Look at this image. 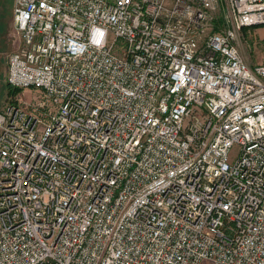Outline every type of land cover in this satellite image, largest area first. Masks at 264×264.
Wrapping results in <instances>:
<instances>
[{"label": "built area", "instance_id": "1", "mask_svg": "<svg viewBox=\"0 0 264 264\" xmlns=\"http://www.w3.org/2000/svg\"><path fill=\"white\" fill-rule=\"evenodd\" d=\"M0 264H264V0H13ZM235 150L234 155L232 152Z\"/></svg>", "mask_w": 264, "mask_h": 264}, {"label": "rangeland", "instance_id": "2", "mask_svg": "<svg viewBox=\"0 0 264 264\" xmlns=\"http://www.w3.org/2000/svg\"><path fill=\"white\" fill-rule=\"evenodd\" d=\"M0 8L3 10L0 17V111H2L13 103L20 105L24 102L35 104L42 97V93L31 88L17 90L7 83L8 0H0ZM237 49L248 66L263 65L264 26L245 28L237 39ZM234 153L235 150L232 155Z\"/></svg>", "mask_w": 264, "mask_h": 264}, {"label": "crops", "instance_id": "3", "mask_svg": "<svg viewBox=\"0 0 264 264\" xmlns=\"http://www.w3.org/2000/svg\"><path fill=\"white\" fill-rule=\"evenodd\" d=\"M2 8H0V17L2 15ZM21 46V39L15 33L13 24V0H8V50L9 55L18 51ZM1 110V108H0Z\"/></svg>", "mask_w": 264, "mask_h": 264}, {"label": "trees", "instance_id": "4", "mask_svg": "<svg viewBox=\"0 0 264 264\" xmlns=\"http://www.w3.org/2000/svg\"><path fill=\"white\" fill-rule=\"evenodd\" d=\"M17 90H19V89H17Z\"/></svg>", "mask_w": 264, "mask_h": 264}]
</instances>
